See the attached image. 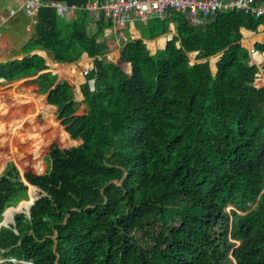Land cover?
Returning a JSON list of instances; mask_svg holds the SVG:
<instances>
[{
  "label": "trees",
  "instance_id": "16d2710c",
  "mask_svg": "<svg viewBox=\"0 0 264 264\" xmlns=\"http://www.w3.org/2000/svg\"><path fill=\"white\" fill-rule=\"evenodd\" d=\"M50 1L78 6L76 18L42 7L23 58L0 63V84L33 79L83 143L52 145L43 175L13 163L0 174V264H264V64L251 65L241 45V30L258 31L264 16L168 11L107 62L110 23L86 8L104 0ZM171 24L173 40L152 55L144 39ZM41 51L56 63L94 62L81 86L85 114ZM221 54L214 74L210 59Z\"/></svg>",
  "mask_w": 264,
  "mask_h": 264
},
{
  "label": "rangeland",
  "instance_id": "374dc122",
  "mask_svg": "<svg viewBox=\"0 0 264 264\" xmlns=\"http://www.w3.org/2000/svg\"><path fill=\"white\" fill-rule=\"evenodd\" d=\"M9 7V4L5 3L3 7L0 6V11L7 12ZM17 19L18 17L14 16L13 19L10 18L3 24H7L4 28H8L11 33L0 36V62L23 58L20 55L23 45L35 35L34 18H24L25 21L21 22L24 28L21 31H18L21 26H19L20 21H16ZM61 21L64 22V18H61ZM45 54L50 71L56 73L59 79L68 80L73 85L75 100L79 104L76 115L85 114L87 105L84 103L81 86L86 83V71L89 70L86 68V62L80 60L69 64L56 63L51 55L47 52ZM87 62H92V60H87ZM191 62L195 63L193 57ZM258 78H261L260 74ZM33 98L35 101L32 100ZM0 112L5 113L4 119L2 117L0 120V127L20 130L19 134L23 138H28L25 145L29 147V153L24 160H21L22 157L19 160L15 156L4 155L6 157L2 160L5 163L2 167L0 166V174L8 164L13 163L22 172L33 171L37 175H43L49 168L47 155L52 145L65 150L80 144V140H74L67 134L66 127L58 118L57 108L48 103L46 95L38 93V87L33 79L0 84ZM35 131L38 133L36 134ZM21 144L22 142L17 145L20 151L23 150V144ZM36 147L40 151L32 156L37 151ZM1 152L2 145H0V158ZM2 163L0 159V164ZM0 261H2L1 258Z\"/></svg>",
  "mask_w": 264,
  "mask_h": 264
},
{
  "label": "crops",
  "instance_id": "0c3cea01",
  "mask_svg": "<svg viewBox=\"0 0 264 264\" xmlns=\"http://www.w3.org/2000/svg\"><path fill=\"white\" fill-rule=\"evenodd\" d=\"M23 1L24 0H0V4H1L0 6L1 7H3V5L5 3H8L10 6L9 11H7V12L0 11V36L5 35V34L7 35V34H9V32L11 33V31H9L8 28H4V26H6L7 24L6 25H3V24H5V22H8L10 18L13 19L14 16L18 17V19L16 21H20L19 26H21V22L24 18L25 19H33L34 18V29H35V17L30 18L24 13V10L22 9ZM230 1L231 0H226L225 2H230ZM12 10H14V14L11 15ZM75 18L76 17H70V18L64 19V22L69 23ZM23 21H25V20H23ZM147 23H142L139 20L134 19L127 26V30H123L120 28H114L113 26L109 25V27H107L104 31V38L108 41L109 52L106 53L103 57H101V59H104L107 62H117L119 60V58L121 57V53H122L124 46H126V44L129 41L137 39L139 37L140 33L143 31V27ZM23 28H24V26H21V28L18 29V31H21ZM241 32L243 35V39L241 40V45H242V47L246 48L250 52V64L261 67V65L264 64V53L256 51L255 46H256V44L264 45V25L260 26L258 31H256V32L250 31V30H247L244 28L241 30ZM169 35H173V37L176 35L174 24H171L169 33L162 35V36H159L153 40L144 39V42L147 45V48L152 55L156 54L158 51L163 50L165 48V46L169 40ZM31 38H33V37H31ZM41 53L46 58V54H45L46 52L41 51ZM197 54H198V52L190 53V58L192 60V57H193L195 63H200L201 61L196 60ZM221 57H222V54L215 56V57H212L210 59V65H211L213 73L216 71L217 63L219 62ZM18 59H21V58H18ZM6 61H8V60H6ZM6 61L0 62V63H4ZM190 63H191V65L195 64L192 62H190ZM47 64H48V62H47ZM67 64H69V63H67ZM260 76H261V78L260 79L258 78L257 84L259 86H264V75L262 72H260ZM4 116H5V113L0 112V120L2 119V117L4 119ZM19 128H20V126H19ZM19 132H20V130H15V129L8 128V127H4V128L0 127V145H2V152H1V158H0L1 163L3 161L2 158L4 159V157H6V156L8 157L9 155H11V156H15L18 159L22 157L21 160H24L26 158V155L29 153V147L27 145H25L28 142V138H23L22 135L19 134ZM35 133L37 134L38 132L35 131ZM20 142H22V144H23V146H22L23 150L22 151H20V149L17 147L18 143H20ZM80 143H81V141H80ZM36 150L37 151H35L32 156H35L40 151V150H38V147H36ZM4 155H6V156H4ZM37 159H41V158L37 157ZM4 163H5V161H3L2 165L0 164V166L2 167L4 165ZM6 167H5V169H6ZM4 170H3V172H4ZM3 172H1V173H3Z\"/></svg>",
  "mask_w": 264,
  "mask_h": 264
},
{
  "label": "built area",
  "instance_id": "2783aa9c",
  "mask_svg": "<svg viewBox=\"0 0 264 264\" xmlns=\"http://www.w3.org/2000/svg\"><path fill=\"white\" fill-rule=\"evenodd\" d=\"M53 6L61 18L76 17L79 7L63 2L51 3L50 0H24L22 9L32 18L42 7ZM87 9L95 15L103 13L105 20L114 28L124 29L134 19L142 23L159 17L164 18L168 11H190L193 15L212 16L224 11L242 10L246 14L264 16V3L255 4V0H104L102 5L88 3ZM14 10L11 11V15ZM199 23L198 19H195Z\"/></svg>",
  "mask_w": 264,
  "mask_h": 264
},
{
  "label": "water",
  "instance_id": "95a60500",
  "mask_svg": "<svg viewBox=\"0 0 264 264\" xmlns=\"http://www.w3.org/2000/svg\"><path fill=\"white\" fill-rule=\"evenodd\" d=\"M173 40V35H169V40H168V42H171ZM168 42H167V44H166V46H165V48L163 49V50H166L167 49V46H168ZM94 68V62L92 61V62H90V68H89V70L88 71H86V74L89 72V71H91L92 69ZM260 69H261V67H259ZM217 70L218 69H216V71L214 72V74L217 72ZM54 73V72H53ZM55 74V73H54ZM3 81V80H2ZM91 87H92V89L94 90V81H91ZM52 106V105H51ZM54 107V106H53ZM81 141V143H80V145H82V143H83V141L82 140H80ZM80 145H78V146H80ZM21 171V170H20ZM21 173H24V172H22L21 171ZM30 188H31V186H30ZM32 189V188H31ZM33 203H34V198H32V200L30 201V202H27V203H22L18 208H16V209H10L7 213H6V215H5V217H4V221L3 222H5V220H6V218H7V215L11 212V217L15 214V213H22V212H24V210L27 208H29L31 205H33ZM0 224H2V223H0Z\"/></svg>",
  "mask_w": 264,
  "mask_h": 264
},
{
  "label": "bare ground",
  "instance_id": "6f19581e",
  "mask_svg": "<svg viewBox=\"0 0 264 264\" xmlns=\"http://www.w3.org/2000/svg\"><path fill=\"white\" fill-rule=\"evenodd\" d=\"M32 100H34V98H33ZM34 101H35V100H34ZM10 218H11V212L7 215V218H6L5 221H7V220L10 219Z\"/></svg>",
  "mask_w": 264,
  "mask_h": 264
}]
</instances>
